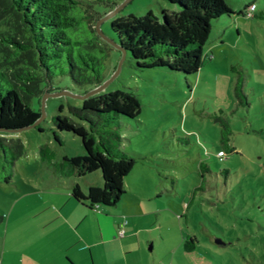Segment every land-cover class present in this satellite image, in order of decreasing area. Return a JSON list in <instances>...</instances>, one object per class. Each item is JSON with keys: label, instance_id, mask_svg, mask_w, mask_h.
<instances>
[{"label": "rangeland", "instance_id": "1", "mask_svg": "<svg viewBox=\"0 0 264 264\" xmlns=\"http://www.w3.org/2000/svg\"><path fill=\"white\" fill-rule=\"evenodd\" d=\"M89 1L91 8L82 5L84 13L106 10L102 2ZM226 2L236 13L212 21L205 63L188 75L139 68L130 56L118 69L122 54L113 43L118 36L112 20L140 16L150 9L158 14L168 5L166 0H128L115 15L108 16V11L92 22L95 28L99 22L98 41L107 48L94 50L101 56L103 82L108 81L104 91L131 88L140 100L139 115L123 118L117 130L124 148L137 158L126 176L124 201L133 206L132 195H153L144 204L149 213L138 218L140 235L149 239L142 249L149 264H264V0ZM251 2L256 4L254 17L241 13ZM85 30L78 36H94ZM56 72L47 86L42 84L43 95L31 101L32 108L41 112L43 130L31 127L15 133L25 144V154L16 161L12 183L0 181V212L18 195L17 187L29 182L34 168L42 173L34 158L40 146H48L59 160L84 153L81 138L72 132H58L61 143L54 138L53 117L61 105L64 114H69V105H82L77 95L92 86L78 85L69 74ZM239 73L245 77L242 104L233 89ZM215 113L230 125L228 140L222 139ZM219 149L228 152L224 160L217 156ZM79 180L85 187L88 180L103 178L98 169ZM156 190L159 196H154ZM5 224L6 216L0 224V248ZM189 236L196 238L191 251L184 247ZM13 245L17 247V241Z\"/></svg>", "mask_w": 264, "mask_h": 264}, {"label": "trees", "instance_id": "2", "mask_svg": "<svg viewBox=\"0 0 264 264\" xmlns=\"http://www.w3.org/2000/svg\"><path fill=\"white\" fill-rule=\"evenodd\" d=\"M106 10L84 13L87 0H0V181L12 183L16 161L25 154V144L13 130L33 124L41 112L31 106L33 97H41L52 76L60 71L69 74L78 85L103 82L101 56L94 50L107 49L98 41L95 23L121 0H97ZM96 1V2H97ZM89 2H94L90 0ZM157 14L152 9L143 15L129 14L112 20L111 28L118 41L139 68H166L185 75L196 73L205 63L208 53L204 46L209 39L212 21L236 11L226 0H166ZM255 3V2H251ZM245 6L241 11L246 15ZM256 11V9H255ZM249 16L254 17L256 12ZM85 29L94 36L83 38ZM121 52V50H119ZM244 74L239 73L233 84L238 103H245ZM50 89H47L49 91ZM69 114L53 117L54 138L61 143L58 132L68 131L79 136L84 153L64 155L55 167L64 174L84 176L100 169L103 184L89 186L85 193L76 183L75 199L95 205H116L126 193L125 178L137 160L124 148L118 128L123 118H136L141 105L131 88L100 91L82 99V105H69ZM224 114V109H218ZM222 125V139L231 132L227 120L213 116ZM34 127L43 130L40 123ZM48 146L39 153L53 160ZM231 147L230 150H233ZM220 150V149H219ZM225 159L228 152L222 149ZM205 165L201 162V166ZM206 166V165H205ZM4 217L0 214V223ZM195 236L186 237L187 251L195 248Z\"/></svg>", "mask_w": 264, "mask_h": 264}, {"label": "crops", "instance_id": "3", "mask_svg": "<svg viewBox=\"0 0 264 264\" xmlns=\"http://www.w3.org/2000/svg\"><path fill=\"white\" fill-rule=\"evenodd\" d=\"M34 158L42 173L34 168L29 182L17 187L18 195L0 212L4 220L6 216L0 264H149L142 253L149 239L140 235L138 218L149 213L144 204L153 195H132L134 207L123 197L116 205L90 207L73 197L72 188L78 183L87 193L90 185H102L103 180H88L83 187V176L55 167L60 160L54 153L53 160L39 151ZM160 193L156 190L154 196ZM120 228L125 229L123 235Z\"/></svg>", "mask_w": 264, "mask_h": 264}, {"label": "water", "instance_id": "4", "mask_svg": "<svg viewBox=\"0 0 264 264\" xmlns=\"http://www.w3.org/2000/svg\"><path fill=\"white\" fill-rule=\"evenodd\" d=\"M128 0H123L121 3H118L112 10L109 11L108 13V16H112V15H115L117 13V11L127 2ZM96 29L98 31V33H101L100 32V29H99V22L96 23ZM114 45L119 49L121 50V54H122V59L119 63V67L118 69L121 67V63H122V60L124 59L125 55H126V51L125 49L120 45L118 44L117 42H113ZM108 84V81H104L100 84H98L97 86L93 87L92 89H90L89 91H87L86 93H83L81 95H77L79 96L81 99H85L87 98L88 96L90 95H93V94H96L102 90H104V88L106 87V85ZM46 95H48V93H45L44 96H43V102H42V112H44V105H45V98H46ZM42 119V116L40 115L39 118L31 125L25 127V128H20V129H17V130H13L12 132H19L21 130H24V129H27V128H31V127H34L36 125H38L40 123ZM0 130H3L0 128Z\"/></svg>", "mask_w": 264, "mask_h": 264}, {"label": "built area", "instance_id": "5", "mask_svg": "<svg viewBox=\"0 0 264 264\" xmlns=\"http://www.w3.org/2000/svg\"><path fill=\"white\" fill-rule=\"evenodd\" d=\"M255 9H256V4L255 3H251L246 9V15L247 16H251L254 13ZM217 155L220 158H223L225 156L224 150H222V149L218 150L217 151ZM119 232H120L121 235H123L124 232H125V229L124 228H120Z\"/></svg>", "mask_w": 264, "mask_h": 264}, {"label": "flooded vegetation", "instance_id": "6", "mask_svg": "<svg viewBox=\"0 0 264 264\" xmlns=\"http://www.w3.org/2000/svg\"><path fill=\"white\" fill-rule=\"evenodd\" d=\"M116 6V5H115Z\"/></svg>", "mask_w": 264, "mask_h": 264}]
</instances>
